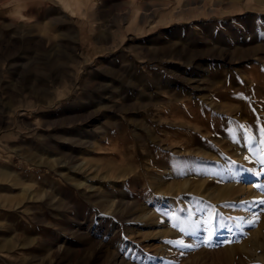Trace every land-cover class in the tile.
Masks as SVG:
<instances>
[{"label":"rangeland","instance_id":"1","mask_svg":"<svg viewBox=\"0 0 264 264\" xmlns=\"http://www.w3.org/2000/svg\"><path fill=\"white\" fill-rule=\"evenodd\" d=\"M79 2L0 0V264H264V0Z\"/></svg>","mask_w":264,"mask_h":264},{"label":"snow or ice","instance_id":"2","mask_svg":"<svg viewBox=\"0 0 264 264\" xmlns=\"http://www.w3.org/2000/svg\"><path fill=\"white\" fill-rule=\"evenodd\" d=\"M260 133H261V136L264 137V128H261L259 129ZM249 144L252 143V138H249L248 140ZM261 144H264V139H262L260 141ZM260 163L264 164V158L260 159L259 161ZM250 171V170H249ZM260 204H264V200H261L259 201ZM226 207L229 206V205H225ZM210 210H209V214H208V219L207 220H204L203 223L204 224H207L208 227H207V232H208V240L207 241H201V243H204V244H207L208 246H212L211 245V239H212V236H213V233H214V228H213V215L215 216H218L219 217V226L221 228H224V227H227L228 228V231L231 232L232 231V228L231 226L229 225H226L224 224V217L220 216L219 213H216L215 212V208L214 206H209ZM191 217V213L189 214V223H188V231H191L193 235L196 234V231L200 228V224L201 222L199 221H191L190 219ZM259 220V216L258 214H253V218L252 219H249L246 221V223L250 224V225H255ZM178 225L177 224H173V227H177ZM180 230L182 232L186 231L185 227L183 225L180 226ZM233 241L231 240H228V241H225V243H232ZM168 243H172V244H175V245H178L180 247H184V248H188V249H192L194 247H199L200 245L199 244H196V245H192V244H185L184 241L182 239L180 240H175V241H168ZM183 254V253H182Z\"/></svg>","mask_w":264,"mask_h":264},{"label":"bare ground","instance_id":"3","mask_svg":"<svg viewBox=\"0 0 264 264\" xmlns=\"http://www.w3.org/2000/svg\"><path fill=\"white\" fill-rule=\"evenodd\" d=\"M66 5H69L70 7H73L75 9H80V2L79 0H64Z\"/></svg>","mask_w":264,"mask_h":264}]
</instances>
